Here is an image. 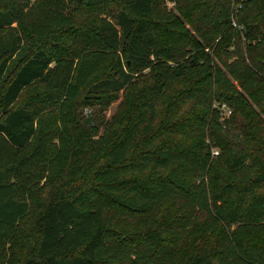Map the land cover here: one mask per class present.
Here are the masks:
<instances>
[{
    "label": "trees",
    "instance_id": "16d2710c",
    "mask_svg": "<svg viewBox=\"0 0 264 264\" xmlns=\"http://www.w3.org/2000/svg\"><path fill=\"white\" fill-rule=\"evenodd\" d=\"M169 1L192 32L167 0H0V264H264V0ZM156 64L122 126L78 112Z\"/></svg>",
    "mask_w": 264,
    "mask_h": 264
},
{
    "label": "rangeland",
    "instance_id": "374dc122",
    "mask_svg": "<svg viewBox=\"0 0 264 264\" xmlns=\"http://www.w3.org/2000/svg\"><path fill=\"white\" fill-rule=\"evenodd\" d=\"M174 2L173 1H169L167 0V6L170 8L172 7V11L177 14L179 16V19L181 21V25H178L176 28L177 29H189L191 32L193 31L191 28V25L189 24V22L178 12V10L173 7ZM113 6V5H112ZM94 15V14H93ZM92 14H89V17H79V21L80 23L77 24L79 27H82V22L81 20H89L91 22V25L93 24V22H95V18L93 17ZM157 19V17H156ZM161 21V20H159ZM163 21V18H162ZM85 25V24H84ZM170 28H173V26H169ZM79 29V28H78ZM1 31V29H0ZM75 30H71V28H65L61 31H59L58 33L52 35L49 39L48 44L50 45V47H52L54 51H59L62 47H68L69 46V36L71 34L74 33ZM160 31V48H161V55L162 56H168L170 49L175 45V40H174V34L169 30V29H165L163 30L162 27H160L159 29ZM62 51V50H61ZM113 62L112 58H105L97 67L98 73L99 75H106L107 73L110 72V66L111 63ZM159 68V65H155L154 68H147L145 69L143 72L146 73V75H142L140 79H138V81L136 83H134V85L132 86L131 89V94L126 95L124 91H120L117 95L116 98H114L113 100H111L109 102V104H107L106 106L103 107L104 103L99 102L100 99H104L106 96L105 94H95V95H86L83 94L77 101V110L78 112L83 111L84 114L86 113H92V115H101L102 116V121H103V125L101 127V131H106V130H111L113 131L114 129L122 126V122L123 120H119L116 115L118 114H123V116H127V113L129 114L130 112H132V106H133V102L135 99H138V97L141 96L142 93L141 90L142 88L146 87V85H148V83L151 82L152 79V75L157 73V70ZM141 80V81H140ZM188 78H184V79H180L175 83V86L172 87L168 93L162 98V104H161V108L162 110H164L166 108V104L167 101H169L170 96L174 95L176 93H178V91L182 90L183 88H185L188 85ZM44 90V86L43 83H35L31 86H29L27 89L24 90L21 98H20V102L22 103L25 99V97H27L30 93L34 92V91H43ZM254 105V104H253ZM254 107H256L254 105ZM184 111V109H183ZM176 118V117H174ZM53 119V118H52ZM50 120V118L48 116H46V118L44 119L45 123H49L52 124V127L55 125V123L53 122V120ZM124 119V117H123ZM49 125L46 124V130L45 131H49L48 128ZM194 136V135H192ZM184 138V136H182ZM193 139V137L190 138V140ZM95 154L97 156L96 159V164L102 163L103 161H105V157L103 155V153L100 152V150H96ZM94 174L91 171V177H93ZM87 200H92V199H98L100 198V195L98 193V191L96 192H91L88 195H86ZM170 205V203H167L164 207V210H166L168 208V206ZM167 211V210H166ZM145 224L139 225L140 228H144ZM262 232L257 231L253 234V237L255 238H259L260 234ZM201 239V227L198 226L195 228V232L194 234L190 237L189 239V243L187 245V252L193 251L194 249H196L198 247V242ZM22 262L19 261L18 264H21ZM213 264H217V261L214 260Z\"/></svg>",
    "mask_w": 264,
    "mask_h": 264
},
{
    "label": "built area",
    "instance_id": "2783aa9c",
    "mask_svg": "<svg viewBox=\"0 0 264 264\" xmlns=\"http://www.w3.org/2000/svg\"><path fill=\"white\" fill-rule=\"evenodd\" d=\"M233 23L236 25V23L234 21H233ZM221 107L225 108L227 112H230V109L226 108V105L224 103H222ZM213 153H218V149L217 148L213 149Z\"/></svg>",
    "mask_w": 264,
    "mask_h": 264
}]
</instances>
